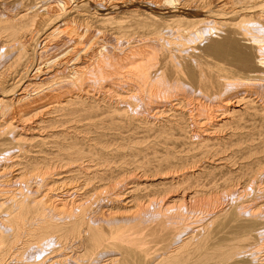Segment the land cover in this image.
Listing matches in <instances>:
<instances>
[{"label":"bare ground","instance_id":"6f19581e","mask_svg":"<svg viewBox=\"0 0 264 264\" xmlns=\"http://www.w3.org/2000/svg\"><path fill=\"white\" fill-rule=\"evenodd\" d=\"M101 1L137 7L128 8L127 16H99L95 13L102 14L100 8L94 7L95 12L77 19L67 9L71 0L12 4L0 0V264H264V158L258 156L260 151L237 147L231 156L225 153L228 157H220V163L233 168L219 177H209L203 165L204 159L222 156L243 142L232 137L234 141L219 147L214 138L222 124L213 121L235 112L229 108L234 100L247 102L248 107L264 104V0H227L212 6L206 0L197 7L193 0ZM172 8L176 9L172 15L160 12ZM127 21L155 31V40L130 46L122 56L107 41L94 42L92 28L101 33L105 24L116 22L121 27ZM94 22L100 24L94 26ZM164 32L169 36H162ZM216 33L222 36L214 38ZM202 39H207L206 52L195 53L193 44ZM170 43L174 44L171 49L167 48ZM160 49L161 57L157 56ZM109 87L126 105L139 107L146 115L154 109L162 113L165 106L180 108L173 114L177 123L169 120V125L155 128L154 132L167 136L182 127L186 108L194 105L195 116L189 121L197 150L178 160L167 152L155 168L156 173L181 170L182 174L159 177L153 191L126 202L124 190L114 191L115 182L131 189L129 193L152 184L123 182L119 177L104 182L95 168V176H85L78 190L64 193L61 188L72 179L71 167L103 154L106 147L100 141L86 147L77 133L53 141L56 150L16 161L28 150L21 145L25 138L14 125L15 117L26 120L50 105L64 112L66 118L59 122L65 125L97 118L111 109L104 110L84 96L106 94ZM111 111L119 118L128 115L122 108ZM8 140L17 143L16 150L6 146ZM64 166L70 175H63ZM197 166H202L198 173ZM13 167L19 171L11 176ZM80 189L83 192L78 194ZM130 202L131 210L126 206Z\"/></svg>","mask_w":264,"mask_h":264},{"label":"rangeland","instance_id":"374dc122","mask_svg":"<svg viewBox=\"0 0 264 264\" xmlns=\"http://www.w3.org/2000/svg\"><path fill=\"white\" fill-rule=\"evenodd\" d=\"M8 1H9V3L12 4L13 2H15L17 0H11V1L8 0ZM18 1H22V0H18ZM35 1H37V0H23V3L24 2L25 3H28V2L33 3ZM204 1H206V0H193L192 5H194L193 7H197L199 4L201 5V2L203 4ZM207 1H212V3H211V6H212L215 4L216 5H222L227 0H207ZM96 2L98 3V5ZM213 2H214V4H213ZM77 3L79 5H77ZM86 3H87L88 8L86 6ZM100 3H104V4H100ZM110 3L111 2H109V1L105 2V1H101V0H95V1H93V0H88V1L87 0H71V3L69 2L67 4V5H70V6H68L67 9L69 10V12H70V10L72 11L69 13L70 16L78 17L77 19H83V18L87 17V16H85L84 13L90 14V12L92 13V12L96 11V9L94 7H97L98 9L100 8L99 13H102V14L95 13L96 15H99V16L104 15V13H106V14L110 13L109 15H115V16H119L120 14L127 16L126 11L128 8L137 7V6H133L132 4L127 5V3H121V5H111ZM40 4L41 3H39L37 6H40ZM84 4H85V6H84ZM94 5H97V6H94ZM73 6H75L76 8L74 9ZM77 6H78V8H77ZM211 6H207V7H211ZM80 8H82V9H80ZM105 8H107V9H105ZM217 8H220V7L219 6H213V9H217ZM88 9L91 11H89ZM224 9L226 10L228 8L224 7ZM228 10H230V9H228ZM174 11H176L175 8H172V10H167V9L160 10V12L164 15H172V13H175ZM169 12H170V14H168ZM89 19H91V18H89ZM96 20H97L96 18H93V21H96ZM132 22L133 21L123 22L122 23L123 26H121V27L116 22L110 23V24H105L103 26V28L101 29V31H102L101 33H98L99 32L98 30H96L95 28H92L95 30L94 35L96 36V37L94 36V42L102 43V42L107 41L106 43L108 46L114 47L116 55L122 56L125 54L126 51H128L127 49L130 46L136 45L137 47L138 46L140 47V45L142 46L143 43L146 44L150 40L151 41L155 40V37H156L155 31H152L148 28L140 27V26L136 25L135 22L134 23H132ZM60 24H61V22L58 23V25H60ZM97 24L99 25L100 22H94V26H98ZM81 28H83V27L81 26ZM97 28H99V27H97ZM143 31H144V33H143ZM216 34L213 36L214 38L218 37L217 39H219L222 36V34H220V33H216ZM218 34H219V36H218ZM161 35L164 37L169 36L168 34H166V32H164ZM149 36L151 38L153 37L154 39L153 38L151 39ZM199 42H201V43H199ZM199 42H197L196 44H193V45L196 48L195 51L198 50L195 53L198 52V53L202 54L203 51L206 50V46L208 44L207 39L205 41H203V39H202V41H199ZM126 43H127V45H126ZM94 44H96V43H94ZM201 44H202V46H201ZM171 45H174V44L170 43V45H168L167 48L169 47L171 49ZM147 49L150 50V48H147ZM154 51H155V49H154ZM161 51L162 50L160 49L157 56L161 57V53H162ZM205 52L203 54H205ZM153 56H154V59L152 62H154V64H155V53ZM8 88H9V86H8ZM125 91H126V88H123L122 89V95L123 96H126V94H127ZM104 94H105V92L104 93L102 92L99 94L90 92L89 94H87V95H90V97L87 95H85L84 97L87 98L88 101L95 100V101L99 102V105L104 110H110V109L113 110L114 108L126 109L128 111V115H124V116H122V118H119V116L117 114H114L110 110V111H107L106 113L104 112L105 114H100V116H98L97 118H93V119L89 118L88 120L82 119L79 122H76V121L67 122L65 125V123L62 124L63 122H59L62 119L64 120V118H66L62 114L63 111L56 110L53 107L51 108L50 105H46L45 107L40 109L39 112H37L35 115H33L34 112H32L31 114L26 116V120L25 119L22 120L19 117H17V118L15 117L14 125L15 126L18 125L17 131L18 132L20 131L21 136L25 138L24 142H22L21 145L22 146L25 145L24 146L25 149L28 150L22 154L20 152L16 151L15 152L16 155L21 154L19 157L18 156L16 157V161L17 162L22 161V160L26 161V158H28L30 155H36V154L43 155L41 151L51 152L53 150H56L55 149L56 148L55 143H53V141L59 140V138H61L64 135H65V137L68 135V139H70L71 135L73 137L74 134L76 135V133H77L78 134L77 137H79V140L82 141L84 146H86V147L90 144L91 145L95 144V141L96 142L100 141L102 144H105L106 147L103 149V154H101L100 152H99L100 154L96 153L90 159H87V158L84 159V162H82V163L80 162V165H78L76 168L71 167V168H74L73 169L74 171H72L74 174L71 173L70 171H68L69 167L66 168L64 166L65 169L62 168L63 175H70V173H71L70 176L72 178L70 180L67 179L66 181H68V182H65L67 184L65 185L64 188H61V190H63L64 193L66 192V190H69L70 192H72L73 190H78L77 188H79V184L81 185L84 183L85 176L86 177L89 175H90L89 177L95 176V174H94V170H96L95 168H97V170L99 171V175L100 176L102 175V177L104 178V180H103L104 182L110 181V180L112 181V180L117 179L116 177H119L121 179H118V180H123V182H125L126 180H127L126 182L136 181V182H140L142 186L144 184H146V185L150 184V183L152 184L151 187H149V188L141 187L139 189L138 193L134 191V193L132 192L133 193L132 194V193H129V191L131 189H129V188L127 189L126 188L127 186H122L123 183L117 185V183L115 182V184L113 186L116 189H114V191L120 192L121 190H124L126 192L125 196H126L127 200H126V198H124L126 202L130 201V199L132 200L136 196H139L141 194H145L146 191H148L149 189L151 191H153L155 189V182H158L162 176H166V175L168 176L169 175L171 177L172 175L182 174V172H184V171H181V170L176 171V172L165 170L164 172L159 171L160 173L159 172L156 173L155 168H158L157 164L159 163L160 160H162L164 158V156L167 154V152L174 153L176 155L174 160H178L179 156H186V155L189 156V155H191V153H193L194 151L197 150V144H196V142H194L195 141L194 139H196V138L194 136H192L194 130H193V127L191 125L192 123L189 121L190 117L195 116V111L193 110L194 105H190L191 107L188 106L186 108V109H188V111L185 113L187 116V119L182 120V123H181L182 127L176 128L174 130V134L167 136L166 134H159L158 132H154L155 128H157L158 126H161V125H165V124L169 125V123H168L169 120L172 121L173 124L177 123L178 122V120H176L177 117L173 114H178L181 110L180 108H177L175 110V107L172 106L174 109L170 110V106L169 107L165 106L166 108L165 107L161 108V110H164V112H162V113L161 112L155 113V109H154V111H151L150 113H147V115H146V113L141 112V109L139 107L138 108L135 106L130 107V106H128V103L126 105L124 98L121 97L115 90L113 91V89H110V87L108 90H106V94L105 95ZM119 98H120V100H119ZM102 99H104V100H102ZM118 100L121 103H118L119 102ZM123 102H124V104H123ZM248 104L249 103H247V102H244V103L239 102L238 103L234 100L233 103L230 104L231 106L229 105V108H231V110L234 109L235 112L226 113L223 118H222V115L218 116L220 120H214L213 121V124H217V125L222 124L221 125L222 127L218 131L215 132L216 138H219V139L214 138L215 139L214 141L218 142L219 147H221V145H225V144H228V143L234 141V139L236 140V137H237V139L240 138L243 142L240 144V146L239 145H237V146L233 145V147L231 146V148L228 149L227 152L222 153V156L221 155L215 156L213 159H204L205 162L203 165H206L208 167L207 171L210 173V175L208 174L209 177L211 175L216 176V174H217L216 177H219L223 173H226L227 170H229V168L230 169L233 168V167H229L231 165L228 164L227 162H226L227 164L223 165L225 163V161H222L223 163H220L219 160H221V159H219V158L220 157H228V156H226L227 154L229 156H231V152L233 151V149H236L237 147H238L237 149H239L240 151H247L251 147H252L251 149L255 148V150L260 151L258 156H261L264 158V104H260V102H257L256 104L253 103V105L251 107H248L249 106ZM206 107L208 110L210 109V103L209 102L206 103ZM45 109H46V111H45ZM134 110L139 115L138 114L134 115V117L129 116L130 114L135 113ZM156 117H158V118H156ZM57 118H59V119L57 120ZM215 119H218V118H215ZM95 122H96V124H93ZM223 124H225V125H223ZM69 126H71V127H69ZM73 128L75 130H78V131L75 132V130ZM62 130H64V131H62ZM61 131H62V133H60ZM66 132L69 134H67ZM234 132H235V134H234ZM22 134H24V135H22ZM241 135H243V136H241ZM241 137H243V138H241ZM228 139L229 140L231 139V140L229 141ZM222 142L224 144H221ZM6 143H7L6 146H8V147L13 146V148L16 150L17 147L15 148L14 146H17V143L12 144V143H10V140L6 141ZM97 146L100 149L101 144H98ZM225 153H227V154H225ZM22 155H24V156H22ZM220 165H223L224 167L213 168V167H219ZM18 167H19V165H18ZM17 169H18L17 167L11 168L10 175L13 176V175L18 174L19 170L17 171ZM188 169H189V171L191 170L190 168H188ZM195 169H196L195 170L196 173H198L201 171L202 166H197ZM232 170H234V169H232ZM66 172H67V174H66ZM114 177H115V179H114ZM62 180H64V179H62ZM62 180H60V181H62ZM77 180H78V184H77ZM97 180L98 179H94V182H97ZM104 186L107 187V185H104ZM116 186L118 187V189ZM105 187H102L101 189H103V188L105 189ZM70 188H72V189L70 190ZM58 191L59 190H57V192ZM81 191L83 192V189H80V191H78L77 193L81 194ZM57 192H54V193H57ZM176 193H180V192L177 191ZM119 203H121V201ZM132 205L133 204H131V202H130L126 206L128 209H130V207H132L131 209H133ZM152 208H154V207H152ZM123 209H122V211H124Z\"/></svg>","mask_w":264,"mask_h":264}]
</instances>
